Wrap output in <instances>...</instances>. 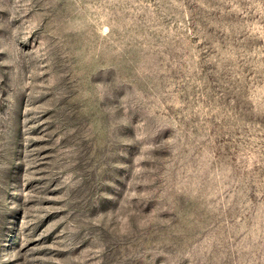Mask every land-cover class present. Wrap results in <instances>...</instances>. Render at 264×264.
Masks as SVG:
<instances>
[{
	"label": "rangeland",
	"instance_id": "1",
	"mask_svg": "<svg viewBox=\"0 0 264 264\" xmlns=\"http://www.w3.org/2000/svg\"><path fill=\"white\" fill-rule=\"evenodd\" d=\"M0 264H264V0H0Z\"/></svg>",
	"mask_w": 264,
	"mask_h": 264
}]
</instances>
